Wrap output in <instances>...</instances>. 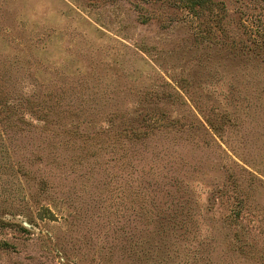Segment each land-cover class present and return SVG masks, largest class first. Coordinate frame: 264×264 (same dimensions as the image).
Returning a JSON list of instances; mask_svg holds the SVG:
<instances>
[{"label": "rangeland", "instance_id": "374dc122", "mask_svg": "<svg viewBox=\"0 0 264 264\" xmlns=\"http://www.w3.org/2000/svg\"><path fill=\"white\" fill-rule=\"evenodd\" d=\"M205 1L0 0V264H264V0Z\"/></svg>", "mask_w": 264, "mask_h": 264}, {"label": "trees", "instance_id": "16d2710c", "mask_svg": "<svg viewBox=\"0 0 264 264\" xmlns=\"http://www.w3.org/2000/svg\"><path fill=\"white\" fill-rule=\"evenodd\" d=\"M191 4L188 5L187 4V8H190L191 10H194L196 7H200V6H203V5H207L208 2L205 1V0H191ZM217 5V4H216ZM1 246H6L7 244H0Z\"/></svg>", "mask_w": 264, "mask_h": 264}]
</instances>
